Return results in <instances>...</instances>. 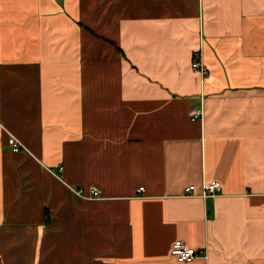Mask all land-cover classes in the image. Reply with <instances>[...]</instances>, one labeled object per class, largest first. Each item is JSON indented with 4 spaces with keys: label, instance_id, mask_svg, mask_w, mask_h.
<instances>
[{
    "label": "crops",
    "instance_id": "obj_1",
    "mask_svg": "<svg viewBox=\"0 0 264 264\" xmlns=\"http://www.w3.org/2000/svg\"><path fill=\"white\" fill-rule=\"evenodd\" d=\"M0 264H264V0H0Z\"/></svg>",
    "mask_w": 264,
    "mask_h": 264
},
{
    "label": "built area",
    "instance_id": "obj_2",
    "mask_svg": "<svg viewBox=\"0 0 264 264\" xmlns=\"http://www.w3.org/2000/svg\"><path fill=\"white\" fill-rule=\"evenodd\" d=\"M190 66L194 71L196 72L198 71L202 75L207 73V67H205L203 62L198 58H194L191 61ZM190 115H191V119L201 118L202 116L201 107H199L198 109H191ZM7 143L11 146L13 150H18L22 146V144L18 141V139L14 135L8 136ZM220 189H221L220 182L215 180V181L203 183V185L201 186L198 192L196 191L193 192L192 190H194V185L190 184L188 187H186L185 194L206 198V197L215 196V194H217L220 191ZM74 190L76 193L88 198H98L100 195V189L95 185H89L86 189L82 187H78ZM142 190L143 187H140L138 189V191H142ZM169 253L173 257H175V259L179 262H188L199 255L198 254L199 252L195 247L191 245H187L184 240L179 238L173 240Z\"/></svg>",
    "mask_w": 264,
    "mask_h": 264
},
{
    "label": "bare ground",
    "instance_id": "obj_3",
    "mask_svg": "<svg viewBox=\"0 0 264 264\" xmlns=\"http://www.w3.org/2000/svg\"><path fill=\"white\" fill-rule=\"evenodd\" d=\"M200 197V196H199ZM207 198V197H206Z\"/></svg>",
    "mask_w": 264,
    "mask_h": 264
},
{
    "label": "rangeland",
    "instance_id": "obj_4",
    "mask_svg": "<svg viewBox=\"0 0 264 264\" xmlns=\"http://www.w3.org/2000/svg\"><path fill=\"white\" fill-rule=\"evenodd\" d=\"M191 67V66H190Z\"/></svg>",
    "mask_w": 264,
    "mask_h": 264
}]
</instances>
